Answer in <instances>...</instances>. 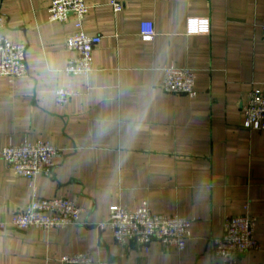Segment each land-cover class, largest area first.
I'll list each match as a JSON object with an SVG mask.
<instances>
[{"label": "crops", "instance_id": "1", "mask_svg": "<svg viewBox=\"0 0 264 264\" xmlns=\"http://www.w3.org/2000/svg\"><path fill=\"white\" fill-rule=\"evenodd\" d=\"M84 32L101 37L95 71L68 77L66 42L76 18L50 21L52 0H1L0 34L27 45L28 76L0 77V153L10 143L48 142L63 151L52 177L33 183L0 157V264H60L88 254L107 264H225L211 240L226 217L256 219L261 251L238 264H264V132L244 127L242 107L264 88V0H85ZM123 8L116 13L112 3ZM144 23L155 37L142 39ZM62 69L56 85L42 67ZM196 71L197 96L163 89L167 67ZM74 96L58 106L56 92ZM34 195L64 198L82 226L45 233L13 225ZM197 220L182 252L158 242L119 247L107 223L113 206Z\"/></svg>", "mask_w": 264, "mask_h": 264}, {"label": "built area", "instance_id": "2", "mask_svg": "<svg viewBox=\"0 0 264 264\" xmlns=\"http://www.w3.org/2000/svg\"><path fill=\"white\" fill-rule=\"evenodd\" d=\"M116 13L123 6L112 3ZM89 7L85 0H52L49 8L50 21L67 23L73 16L76 18V31L66 42L68 51L74 54L65 69L68 77L90 76L94 71L93 53L101 43V37H90L84 30V19ZM5 18L1 12L0 0V31L4 28ZM264 39V23L262 25ZM155 27L152 23H144L142 39H154ZM27 45L14 44L0 34V77L10 80L28 76L26 61ZM197 74L190 68L167 67L164 70L163 89L166 93L185 95L195 98ZM74 96L69 88H60L56 92V103L63 106ZM244 127L251 131L264 132V88H254L242 107ZM63 151L48 142H23L20 145L10 143L5 147L0 157L7 167L18 177L31 183L40 177L53 176L56 161ZM247 214L241 217H226L224 234L221 238L211 240L213 253L225 264H238L241 258L251 252L261 251V246L255 237L256 219ZM82 210L72 201L64 198L42 199L34 195L32 202L16 215L13 225L19 230L39 229L49 234L70 227L82 226ZM197 220H189L179 215H158L152 212L147 202L137 209L113 206L107 223L99 225L100 230L108 228L116 244L122 249L132 246L147 251L150 245L158 242L168 248L182 252L186 249L191 237V228ZM60 264H107L88 254L76 253L65 255Z\"/></svg>", "mask_w": 264, "mask_h": 264}, {"label": "clouds", "instance_id": "3", "mask_svg": "<svg viewBox=\"0 0 264 264\" xmlns=\"http://www.w3.org/2000/svg\"><path fill=\"white\" fill-rule=\"evenodd\" d=\"M43 74L47 77L50 84L56 85L59 77L62 74V69L58 67L54 62H48L42 67Z\"/></svg>", "mask_w": 264, "mask_h": 264}]
</instances>
